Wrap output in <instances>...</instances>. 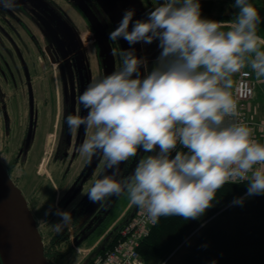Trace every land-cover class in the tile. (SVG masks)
I'll list each match as a JSON object with an SVG mask.
<instances>
[{
	"label": "clouds",
	"instance_id": "obj_1",
	"mask_svg": "<svg viewBox=\"0 0 264 264\" xmlns=\"http://www.w3.org/2000/svg\"><path fill=\"white\" fill-rule=\"evenodd\" d=\"M233 7L238 12L228 22L202 18L200 0H162L141 19H134V9L124 11L108 35L129 45L119 52L120 68L80 95L86 116L66 117L71 132L81 126L91 132L80 154L91 161L100 153L111 170L86 193L91 202L126 191L156 223L171 216L198 219L228 183L247 182L248 196L264 194V144L238 119L231 91L233 74L245 66L264 77L261 16L249 0H234ZM153 42L160 52L149 69L134 46ZM141 150L155 154L117 179L120 165ZM57 214L63 221L54 226L58 232L71 227L69 212Z\"/></svg>",
	"mask_w": 264,
	"mask_h": 264
},
{
	"label": "flooded vegetation",
	"instance_id": "obj_2",
	"mask_svg": "<svg viewBox=\"0 0 264 264\" xmlns=\"http://www.w3.org/2000/svg\"><path fill=\"white\" fill-rule=\"evenodd\" d=\"M141 1L146 13L159 6L158 0ZM115 27L101 0H0V164L19 190L20 174L36 166L37 210L81 213L75 202L82 190L88 192L96 179L111 175L100 153L89 168L93 157L89 161L78 149L91 132L84 126L71 132L66 117L86 116L80 95L93 80L120 68L119 52L126 46L123 40H109ZM136 51L148 59L151 69L158 56L157 42L137 44ZM141 151L125 167L120 165V179L133 173ZM52 192L50 205L46 201ZM28 200V206H35ZM95 204L88 200L81 207L86 210ZM109 214L106 209L83 225L78 216H71V227L63 228L64 238L74 242L98 234L95 241L101 238L102 243L108 226L100 229ZM51 217L63 222L58 214Z\"/></svg>",
	"mask_w": 264,
	"mask_h": 264
},
{
	"label": "trees",
	"instance_id": "obj_3",
	"mask_svg": "<svg viewBox=\"0 0 264 264\" xmlns=\"http://www.w3.org/2000/svg\"><path fill=\"white\" fill-rule=\"evenodd\" d=\"M260 1L264 6V0ZM200 4L202 18L208 19L214 11L221 21L232 20L229 15L219 14L223 9V0H200ZM250 107V110L254 109L253 105ZM149 154L155 153H144L142 150L138 161ZM247 191V182L228 183L218 190L212 206L198 219L161 217L137 247L144 264H167L181 245L198 234L199 238L178 264H264V194L248 196ZM240 197L244 198L243 204H234L233 201ZM53 199L52 192L46 202L51 205ZM44 212L43 216H39L32 211L36 225L52 219L51 215H57L55 211ZM50 222L51 225L54 222L53 228L48 227L45 235L40 231L44 255L50 264L63 263L64 247L70 248L69 240L66 236L64 238V230L58 232L54 227L61 223L58 217ZM110 224L108 221L100 232ZM110 244L105 243L106 246ZM98 252L99 248L92 251L83 264H88Z\"/></svg>",
	"mask_w": 264,
	"mask_h": 264
},
{
	"label": "rangeland",
	"instance_id": "obj_4",
	"mask_svg": "<svg viewBox=\"0 0 264 264\" xmlns=\"http://www.w3.org/2000/svg\"><path fill=\"white\" fill-rule=\"evenodd\" d=\"M113 1L117 4L118 8L121 10L122 13H124V11L126 9H134L135 10L134 19L146 18L147 13L145 12V9L142 5L141 0H113ZM150 1L154 3L153 0H150ZM135 2H138L139 5L135 4ZM249 2L252 3L256 7L258 12L260 13L261 23L258 26V35H260L262 38H264V16H263L264 15V6L260 0H249ZM233 4H234V0H223V9H222V11H220V13L219 12L218 13L229 15L232 17V19H234V16L238 12V9L234 8ZM155 8H156V6H154L153 9H155ZM225 30H227V29H225ZM262 50H264V48H262ZM247 69L249 70V72L253 71L250 66H245L241 70L246 71ZM252 75H253V73H252ZM253 76L255 78H257L255 75H253ZM260 79L262 81H260ZM258 80L260 81V82H258L259 84H257L258 89H260V87H262V90H260V93H262L264 95V89H263L264 77L259 78ZM258 103H259V101L257 99H256V101H254L252 103V105L254 107H256V111H255L256 115H257V111H258V113H260V111L258 110L259 109ZM10 151H11V149H10ZM98 155H99V153H97L96 155L93 156V159H92L93 163L92 162L90 163L89 168L92 169L96 165V163H94V161L97 159ZM9 156H10L9 152H7L6 157H4V156L3 157L5 160H7V157L9 159ZM126 163H122L121 166L125 167ZM35 167L36 166H34V168L32 166H30L27 168V170H24L23 173L20 174V176H19V183H20L19 188H20V192L23 195L24 199L28 200V198H29L30 200H28V201H30V202L32 201V203L35 205V206H32L31 204H29L28 208L31 207L32 210H30V208H29L31 213H32V211H33V213L37 212L38 215L41 216L42 214L44 215L46 212L41 211V210H37V208L39 207L38 200H40V199L38 197H36V195L38 196V194H36L34 196V191L37 189L40 177L35 174ZM120 175H121V171H120ZM120 175L117 176L116 178L120 179ZM43 192H45V190L42 191V193ZM86 193H87V190H82L80 196L77 198V200L75 202L76 203L75 208L79 209L80 211L81 210H83V211H81V213L77 212V214L75 213V215L74 214L71 215L72 217L78 216V220L80 222L79 223L80 225H83L86 222L90 223L91 221H94L97 213L105 212L106 209L110 212V214H109L110 216H109L108 221H109V223H112L114 220H116L120 216L122 211L126 208L127 203L129 202L128 194L125 191L124 193H122L118 196L114 195V196L108 197V199H105L101 203L98 202L95 205H93L91 208H87L86 210H84L83 209L84 207H81L82 206L81 203H85L89 200L88 195ZM45 197H46V192H45V195H43L41 197V199L45 200L46 199ZM105 201H107V202L105 203ZM128 213H129V211H128ZM32 216H33V214H32ZM33 218H34V221L36 223L37 221H36L34 216H33ZM53 218H56V217H53ZM50 223L51 222H49V223L40 222L38 225H36V226H38L37 228H38L39 233L42 232V234L45 235V233L48 231V227L53 228L52 225L54 224V222L52 223V225H49ZM108 228H110V227L108 226ZM78 230L81 231L82 227H79ZM97 237H98V234H96L93 237H90L87 239H82V240L75 238L74 245L79 248L78 251L74 250L71 247L73 245V243H72L73 240H69L70 248H67L66 246L64 247L63 263H56V264H83L85 262L86 258L89 256V255H87L86 250L92 249V248L89 249L88 247H91L96 242L95 240ZM197 238H199V234L197 235V237L194 236V238H190L189 240H187L183 246L181 245L180 248L178 249L177 253L168 261L167 264H178L180 262L181 258L195 244ZM99 245H101V242L98 244V246Z\"/></svg>",
	"mask_w": 264,
	"mask_h": 264
},
{
	"label": "water",
	"instance_id": "obj_5",
	"mask_svg": "<svg viewBox=\"0 0 264 264\" xmlns=\"http://www.w3.org/2000/svg\"><path fill=\"white\" fill-rule=\"evenodd\" d=\"M101 1L117 26L122 14L116 4L112 0ZM158 3L160 5L162 0H158ZM124 43L128 49L129 45ZM134 47L136 50V45ZM0 258L3 264H50L44 255L41 235L27 202L1 164Z\"/></svg>",
	"mask_w": 264,
	"mask_h": 264
},
{
	"label": "built area",
	"instance_id": "obj_6",
	"mask_svg": "<svg viewBox=\"0 0 264 264\" xmlns=\"http://www.w3.org/2000/svg\"><path fill=\"white\" fill-rule=\"evenodd\" d=\"M232 80L231 91L240 112L238 119L253 128V138L259 142V138L264 137V121L253 119L249 114V104L255 98L256 81L250 72L243 70L233 74ZM154 224L138 207L131 217L117 227L111 244L93 256L88 264H144L137 247Z\"/></svg>",
	"mask_w": 264,
	"mask_h": 264
},
{
	"label": "crops",
	"instance_id": "obj_7",
	"mask_svg": "<svg viewBox=\"0 0 264 264\" xmlns=\"http://www.w3.org/2000/svg\"><path fill=\"white\" fill-rule=\"evenodd\" d=\"M216 9H217V7H216ZM216 12H211L209 15V18L208 19H210V20H215V21H221L219 18H217L216 17ZM246 69V68H245ZM246 71H249L248 69L246 70ZM251 71V70H250ZM251 73H253V75H255V73H254V71H251ZM254 77V76H253ZM262 78V77H261ZM254 79H255V81H256V90H255V98H254V100L252 101V102H250V104H249V114L252 116V118L253 119H256V120H263L264 121V95L262 94V93H260V90H262V87H260V89H258V85L257 84H259L258 82H260V81H262L261 79H260V81L257 79V78H255L254 77ZM264 81V80H263ZM263 89H264V85H263ZM256 99L259 101V111H260V113H258V111H257V115H256V107H254V109H252V110H250V106L252 105V103L254 102V101H256ZM259 142L261 143V144H264V137L262 138V137H260L259 138ZM132 205L133 204H131L130 203V200H129V202L127 203V205H126V208L122 211V213L120 214V216L116 219V220H114L110 225H109V227L111 228H113L114 227V225H116V223H118V221H121V219H122V217L130 210V208L132 207ZM121 217V218H120ZM110 228H108L107 230H109ZM111 228V229H112ZM101 239V238H100ZM100 239H98L91 247H88L89 249L90 248H93V247H95V245H97V243H98V241H100Z\"/></svg>",
	"mask_w": 264,
	"mask_h": 264
}]
</instances>
